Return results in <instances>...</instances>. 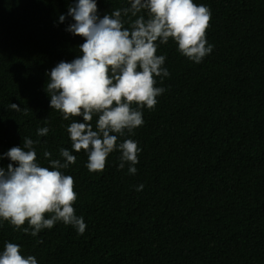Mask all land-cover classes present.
I'll return each mask as SVG.
<instances>
[{
    "label": "trees",
    "instance_id": "16d2710c",
    "mask_svg": "<svg viewBox=\"0 0 264 264\" xmlns=\"http://www.w3.org/2000/svg\"><path fill=\"white\" fill-rule=\"evenodd\" d=\"M75 2L0 0V155L24 137L41 141L43 166L45 149L52 158L71 150L66 128L83 117L64 120L45 86L53 67L81 55L84 39L66 31ZM194 2L211 10L213 51L197 64L173 40L159 45L170 73L156 78L165 92L143 109V126L120 138L142 149L136 174L118 168L119 150L95 173L84 150L73 152L76 163L64 172L75 180L84 233L57 222L33 237L2 222L0 252L12 242L38 264H264V0ZM97 4L100 17L130 7ZM40 127L47 136L37 137ZM9 163L4 157L0 167Z\"/></svg>",
    "mask_w": 264,
    "mask_h": 264
},
{
    "label": "clouds",
    "instance_id": "9594fccd",
    "mask_svg": "<svg viewBox=\"0 0 264 264\" xmlns=\"http://www.w3.org/2000/svg\"><path fill=\"white\" fill-rule=\"evenodd\" d=\"M130 7L118 8L100 17L97 0H76L67 16L73 19L66 31L80 36V56L70 62L60 61L47 75L45 91L51 109L72 119L66 130L71 150L60 147L59 158L45 149L48 166L38 160L35 145L39 139L23 138L22 146L0 155L11 163L0 167V223L8 222L14 230L37 236L57 222L73 226L79 234L86 230L83 216L76 214L78 199L75 180L64 170L76 163L73 152L84 150L90 172H102L107 158L119 150V169L129 165L135 175L142 149L138 142L121 137L133 136L144 124L143 109L155 108L157 97L165 92L157 86V77L170 75L164 67L166 55H158L160 44L173 40L180 54L197 64L210 55L214 46L206 33L211 10L194 0H129ZM127 17V20L124 19ZM65 15L59 17L63 23ZM127 25V26H126ZM10 107L21 109L17 104ZM96 118L95 127L93 119ZM47 123V121H46ZM49 127L37 129V137L48 135ZM46 143V141H45ZM143 185L137 186L141 191ZM27 223V227H23ZM42 243V240L37 241ZM0 264H38L33 255L22 254L21 245L7 242L0 252Z\"/></svg>",
    "mask_w": 264,
    "mask_h": 264
}]
</instances>
